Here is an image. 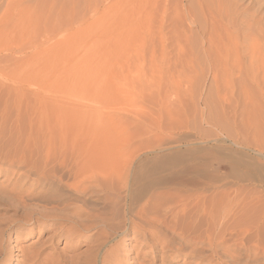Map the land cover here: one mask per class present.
<instances>
[{"label":"rangeland","instance_id":"obj_1","mask_svg":"<svg viewBox=\"0 0 264 264\" xmlns=\"http://www.w3.org/2000/svg\"><path fill=\"white\" fill-rule=\"evenodd\" d=\"M219 1L0 0V264H30L19 249L31 242L42 251L32 264H52L65 239L51 237L45 226L52 221L44 216L61 215L69 226L75 208L104 209L101 196L68 189L71 177L47 145L60 138L99 140L98 151L116 155L110 163L135 153L132 168L154 177L169 178L174 170L164 167L194 155L223 173L217 183L239 199L228 217L218 204V222L227 223L224 239L231 241L218 250L216 264H264V0H221V16ZM31 138L35 152L24 146ZM26 158L39 169L25 173L23 184L17 161ZM23 185L29 196L16 212L7 205L13 186ZM35 209L40 225L18 242L15 232L30 224L14 222ZM75 229L77 252L91 264H103L114 247L124 258L122 235L113 238L102 225ZM206 259L180 256L171 263Z\"/></svg>","mask_w":264,"mask_h":264},{"label":"bare ground","instance_id":"obj_2","mask_svg":"<svg viewBox=\"0 0 264 264\" xmlns=\"http://www.w3.org/2000/svg\"><path fill=\"white\" fill-rule=\"evenodd\" d=\"M220 1L216 3L221 5L222 2ZM220 5L215 6L216 12L219 9L218 13H221L222 9L220 8ZM221 7L223 6L221 5ZM223 9L225 8L223 7ZM222 11L229 12L225 10ZM221 15L222 13L220 16ZM223 18H225L224 14ZM230 18H232V16H230L229 19ZM233 19L235 21L234 16ZM257 19H260V17L255 20ZM226 21L229 24L228 19ZM232 23L234 22L232 21ZM245 23L249 24V22ZM224 26L226 28L225 24ZM251 33H253V30ZM233 38L236 39L235 36ZM229 40L230 43L232 40ZM230 46L234 47V44L231 42ZM240 70L242 71V69ZM31 140L33 139L31 138L30 140H27V142ZM20 143L21 142H19V144ZM36 143L37 142L31 141V143H26L24 146H29V148L35 152L36 150L32 147L36 146ZM50 144H52L51 149L55 154L56 163L61 165V167L64 168L71 177V181L69 180L70 183L66 182V185L69 187L68 189L73 190L77 195L83 197L93 198L95 196H101V198H98L104 203L103 210H96L94 208H72L73 210H71L69 217H71L70 219L73 224L69 226L63 225L62 221L59 220L61 215H58L59 217H56V215L53 214L43 215L45 218L49 217L50 219H48L52 221L50 225L45 226V229H47L46 231H52V234H50L51 237L54 235L59 236L60 234H64L65 239L64 248H62L59 252L57 251L52 264H91L92 259L88 256H84L85 254L82 255L80 252H77L80 241L76 240V238L78 237V232L80 231L77 230L78 228L75 229L76 226H78L81 231L87 232L92 229L94 230V228L96 229L98 225H102L109 231H113V238L120 235L127 238L123 239V242L119 244L121 246L126 243L127 249L125 250L126 253L124 258L120 257L121 253H119L117 247H114L109 249L107 254L101 259L103 264H172V260L180 256L183 257V261H185L186 258L194 257V260L197 259L199 262L208 257V260L206 259L207 264H216V260L219 258L218 250L224 246H230L227 244V241L230 239H224V233L228 225H226L227 223L225 224L223 221L224 225H222L221 222H218L217 208L218 204L223 205L224 210L222 217H228L233 211V206L232 208L230 207L232 202L237 203L236 201L239 199L236 200L230 195L231 191H229V187L223 185L224 183H217L218 181L225 179L223 173L219 174L217 171H213L212 169L210 170L209 168L207 169L206 166H201L199 159L194 157V155H192L193 157H191V159H189L186 163H179L176 166L169 167L168 169L164 167V171L174 170L173 174L169 176V178H166L167 176L154 177L155 174L153 175L152 171L136 173V171L132 168V162L135 160L134 158L136 156H134L135 153L132 152L119 155L120 157L118 162L113 160L115 164H111L113 161L110 163V160L116 159L114 158L116 155H104L98 151L96 147L102 146V142L99 140L60 138L56 141H51L50 143L48 142V147ZM25 149L27 150V148ZM33 151H29L28 154L33 155ZM47 156L48 155H46V158ZM11 157L7 158L12 160ZM3 159L5 158L3 157ZM8 159L7 161H9ZM26 159H18L21 161H17L20 164V168L24 169V174L20 175L18 178V181L23 182V184H26L25 180H27V174L29 171L35 173V171H38L39 169V165L36 160L32 158ZM93 160L96 162H93ZM100 162H104V166L102 163L100 164ZM12 163L13 162L9 165H12ZM142 169H145V167H142ZM193 174L198 175L193 176ZM34 182H36L35 179ZM13 187L14 192H11L10 196L14 198V200L9 202L7 207L17 212L19 211L18 209L21 205L24 206V200L28 198L29 194H26L24 191V185ZM18 199H20V201H18ZM6 200L8 199L4 200L5 203ZM239 204L234 205L237 206ZM246 207L247 206L245 205V208ZM38 211V209H35L30 215L23 214L17 222H14V224H30V226L24 229V231H16V229H13V231H16L15 239L18 242H20L24 236L33 233L32 231L34 229V225H40L39 220L41 215ZM246 211L248 210L246 209ZM255 229H257V227ZM255 229L253 228V230ZM261 229L262 228H260V230ZM227 230H229V228ZM240 239L241 238H239V240ZM257 239H260V237ZM44 242H47V240ZM37 243L38 242H36V245ZM42 243L43 242H41V245ZM26 245L21 246L24 248ZM23 248L19 250H22L24 255L32 261H30V264L35 261L34 259H39L41 261L42 251L35 249V243L31 242L26 247V249H29L28 252V249L24 251ZM232 249L234 250V248ZM261 251L264 253V247L263 249L261 247ZM255 258L257 257L255 256ZM44 261H42L43 264H47ZM198 261L196 262L198 263Z\"/></svg>","mask_w":264,"mask_h":264}]
</instances>
